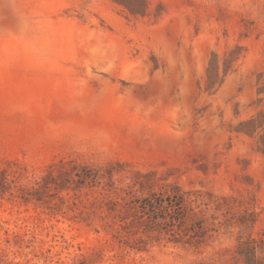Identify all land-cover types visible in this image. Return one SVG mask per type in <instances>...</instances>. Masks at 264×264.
Segmentation results:
<instances>
[{"label":"rangeland","instance_id":"1","mask_svg":"<svg viewBox=\"0 0 264 264\" xmlns=\"http://www.w3.org/2000/svg\"><path fill=\"white\" fill-rule=\"evenodd\" d=\"M0 264H264V0H0Z\"/></svg>","mask_w":264,"mask_h":264}]
</instances>
